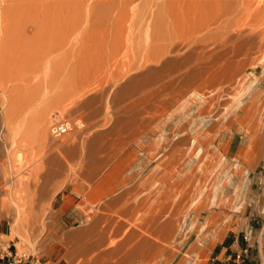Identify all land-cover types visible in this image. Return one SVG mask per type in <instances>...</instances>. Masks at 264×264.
<instances>
[{
  "label": "rangeland",
  "instance_id": "374dc122",
  "mask_svg": "<svg viewBox=\"0 0 264 264\" xmlns=\"http://www.w3.org/2000/svg\"><path fill=\"white\" fill-rule=\"evenodd\" d=\"M66 1L70 4V9L78 3L79 8H73L78 16L77 30L75 29L72 34L68 32L69 36L67 35L66 44L63 45L62 50L50 52L45 49L46 45H43V42H39L40 44L34 47L31 46V42L29 45V41L25 40V34L27 36L29 29L24 34L16 22L9 26L1 17L2 8L0 7V41L2 35L3 39H10V42L5 41L8 47L6 44L2 47L7 49L6 51L1 49L3 50L1 55L4 56L0 57L3 63L0 61V110L2 112L0 135H3L1 139L4 143L3 178L0 182V248L8 246V249H12L15 246L17 250L33 253L40 261L43 252L27 239V232L32 228L34 218L11 217L12 148L10 138L12 131L15 138H18L20 148L17 152L16 143L15 168L17 165L26 166L27 155L21 149L27 144L28 133L32 137L38 130L37 121H43L48 133V126L54 113L73 120L75 125L68 131L80 129L85 119H109L112 114L118 113V107L113 106L110 98L115 95L121 85H125L130 78L149 69L162 68L164 71L161 69L163 72L161 76L164 78H159L157 82L163 81V83L145 84V89L144 87L139 88L141 90L137 89L139 91L136 92V90V94L134 93L131 97L132 110H140L141 117L146 118L148 122L155 118L159 120L157 128L163 131V164L171 166L175 163L169 170L167 168L170 166H165L166 168L163 166L164 214L167 213L165 209L168 210L167 214L176 207L178 210L174 209L177 214L174 218L177 232L169 240L163 239L162 260L164 257L166 260H163L161 264L166 262L167 264H180V262H183L182 264H216L218 259L223 257L220 249L235 236L237 245L246 247L247 264H264L262 244V237H264V110L260 111L262 114L258 113V117H255L262 147L259 156L257 155L255 161L253 160L254 163L250 162L252 166L250 163L245 164L244 157L238 153L239 149L244 152L250 147L248 143L251 133L250 120L240 123L237 119L238 113L235 116L231 108L222 116L224 108L226 109L230 103V98L239 97L240 94L245 93L247 85L252 86L248 94L243 96L244 102H247L249 95L255 91L258 95H255L257 96L256 105H264V0ZM185 10H189V13ZM196 12L200 17L195 16ZM200 13L206 18L201 17ZM14 14L12 15L16 16ZM5 23L7 27L4 26ZM69 23L68 21V25ZM4 28L9 35L7 38L2 33ZM186 35L190 38H186ZM199 50L202 55L199 54ZM6 54L8 56H5ZM11 59L13 64L10 62ZM168 61L172 63L166 65ZM179 61L183 62L178 64ZM225 63L230 64L229 73L233 75L225 71ZM191 69L199 76L203 75L205 79L209 77L210 79L205 81L203 77H196L197 74H195L197 79L200 78L199 80L194 77L192 78L194 80L184 81V74ZM215 71L218 72L219 77L216 76ZM7 75L8 78L5 79ZM18 77L21 78L16 79ZM216 77L218 78L215 79ZM156 83L165 87L159 89L160 86ZM169 83L171 85H168ZM141 97H144V101ZM40 107L46 110L44 117L41 118ZM211 122H218L221 125L215 126L218 127L217 129L213 127V133H211L212 129H207ZM24 125L28 128L25 133L20 130ZM184 126L185 130L182 128ZM192 134H201L202 142L190 145L187 141L186 144L185 138ZM211 134L212 141L208 143L206 137ZM177 139L183 141V145H178L181 142ZM206 142L208 145L205 144ZM174 144L178 147L177 149ZM209 144L212 145L209 146ZM171 146L177 151L185 148L179 151L180 156L175 162L172 157L166 155L171 150ZM211 149L216 154V159L214 157L213 165L210 166L213 171L205 164L206 154ZM196 151L195 160L183 165L186 159L189 156L192 157ZM180 161L183 162L181 165ZM215 162L220 163L215 166ZM200 163H204L203 167ZM165 171L171 176L168 175L167 178H170L165 179ZM190 171L195 180L193 177H191L193 181L190 179V182L188 179H182V173ZM192 172L198 174L199 176L196 175L198 178ZM206 177L208 179L205 182ZM200 178L205 180L202 181ZM181 179L185 181L184 184L181 183L182 185L179 183L183 182ZM180 189L183 191L181 192ZM179 191L180 194L185 193L180 196ZM184 195L186 199L183 198ZM177 198L180 200L178 203L175 201L178 200ZM197 201H201L203 205L200 203L202 205L200 206ZM17 208H21V205L17 206L15 202V209ZM209 208L216 211L221 209V212L211 215L208 212ZM39 219L43 220V218ZM22 228L24 234L20 236V241L11 243L12 239L15 240L12 233L17 232L18 229L20 232ZM42 235L43 233L40 232L39 236ZM199 244L201 247H198ZM190 245L193 246L190 247ZM192 248L201 255L195 253ZM148 262L147 264H154V261Z\"/></svg>",
  "mask_w": 264,
  "mask_h": 264
},
{
  "label": "crops",
  "instance_id": "0c3cea01",
  "mask_svg": "<svg viewBox=\"0 0 264 264\" xmlns=\"http://www.w3.org/2000/svg\"><path fill=\"white\" fill-rule=\"evenodd\" d=\"M119 91L117 90L115 95L110 98L113 101V106L118 107L117 114H112L109 119H85L81 128L71 130L68 134L69 136L52 139L47 133L43 121H37L40 127H38L32 137L28 133L27 144L21 149L27 155L26 166L20 167L17 165L15 168V144L17 143V152H19L20 148L18 138H15V134L12 131L11 217L34 218L32 228L28 229L27 239L36 248L43 250L41 261L38 258L34 259L35 255L29 252L32 254L31 258L19 264H28V262L30 264H46L48 262L49 264H118L120 261L116 262L118 259L116 254L118 253L122 255V258H120L121 255L118 256L124 262L120 261L122 264H146V260H155L157 258V252L160 256L155 260L157 263L154 262V264H160L162 261V251L160 253L159 250H162L163 247L164 234L163 231L158 230L160 228L159 224L160 221L163 223L162 218H164V215L165 217L173 215L171 219L177 216L176 213H173L174 211L170 213L171 215L164 214L163 208V166H161L163 165V131L161 128H157V122L159 121L157 118L149 122L146 118H142L140 110H132L131 97L124 96L126 94ZM119 93L121 96H119ZM45 112L44 107L39 108L40 118L44 117ZM1 115L2 112L0 110ZM1 132L2 124L0 119ZM44 136L45 138H41ZM73 138L76 140L72 141L73 146H70L72 142H68V145H66V140ZM61 142L66 147L62 148ZM60 144L61 146H59ZM74 146H78L77 154L73 149ZM62 149L64 151L66 149L71 150V153L67 152L73 156L66 151H63L64 153L61 152ZM52 150L57 151L54 154L58 153L56 155L58 158L51 154ZM58 151L61 152L62 156L67 154L65 159L70 156L65 160ZM48 155H52V157ZM53 158L55 159L52 161ZM59 161L63 164H60L61 162ZM58 164H60V169ZM87 165L88 167H86ZM91 167L92 169H90ZM44 170L46 173H44ZM2 178V149L0 147V182H2ZM43 181L47 184H44ZM40 182L44 185L42 186ZM46 195L50 197L48 196V198ZM15 202L17 206L21 205V208L15 209ZM39 218H43V220ZM149 219H151V222L148 221ZM154 219L157 220L155 221ZM173 224L176 225L175 220H172V226ZM133 229L136 234H132V236L134 235L132 238L130 235L131 231H128ZM147 229H150V234ZM152 229L157 230V234L158 231L161 232L156 235L158 236L157 240L154 235L156 232L152 231ZM17 232L12 233V237L15 238V240L12 239L11 243L13 244L19 242L20 236L24 234L23 228L20 232ZM40 232L43 233L42 236H39ZM126 233L131 239H135V236L140 235V238L137 239L136 237V239L141 242L144 240L142 238H145L144 244L142 243L141 245L140 243L138 246L141 251H139L138 247V250L135 248V240V245L133 243L131 245L134 247L135 252L131 251L133 248L129 244H131L130 241L132 240L126 238ZM141 235H143L142 238ZM145 236L148 237L147 239L153 237L151 242H155L154 245L149 240L147 241ZM233 238H236V236ZM157 241L162 246H159L160 243L158 244ZM120 242H122L124 247H130V250L128 251V248L121 246ZM24 243L27 245L26 242ZM148 244L149 246H147ZM112 245L118 246L120 250L118 251L116 246L113 248ZM234 247L235 242L231 240L220 249L222 256L228 252L227 249L231 250ZM116 249L117 251L115 252ZM155 249H158L157 252ZM144 250L149 252L144 254ZM89 251L90 253H88ZM110 252L115 254L110 255ZM153 252L156 253L152 255L151 253ZM136 253L138 254L136 255ZM2 254L0 252V257ZM82 255L84 258H82ZM154 255L156 256L155 258ZM152 256L153 259H151ZM85 257L87 258L86 261L84 260L86 259ZM112 257H115L116 260ZM129 257L132 258L128 259ZM5 260H7V256L1 257L0 264L2 262L5 264ZM108 260L110 262H107Z\"/></svg>",
  "mask_w": 264,
  "mask_h": 264
},
{
  "label": "bare ground",
  "instance_id": "6f19581e",
  "mask_svg": "<svg viewBox=\"0 0 264 264\" xmlns=\"http://www.w3.org/2000/svg\"><path fill=\"white\" fill-rule=\"evenodd\" d=\"M126 2V1H125ZM180 2V1H179ZM0 7L2 8L1 10V17H2V19H4L3 21L4 22H7L8 24H9V26H12V23H14L15 24V22H16V24H17V26L21 29V31H23L24 32V34H25V31H27L28 29H29V31L28 32H30L29 33V35H28V32H27V36H26V34H25V40H27V41H29L28 42V44L30 45V42H31V46H37V44L39 43V42H43L44 44L43 45H46L45 47H43V48H45V49H47V51H54V50H59V49H61L62 50V47H64L63 45H65L66 43V38H67V35L69 34L68 32H71V34L74 32V30L77 28V21H78V16H76L77 14H76V12L74 13V11H73V8H75V7H77V9L79 8L78 7V3H76V5L75 6H73V7H71L72 9H70L69 7H70V4L69 3H67V1L66 0H0ZM201 7V6H200ZM11 9H13L14 10V12H12L13 10H11ZM201 9V8H200ZM202 9H203V7H202ZM196 10V7H195V9H194V11ZM186 11V10H185ZM184 11V12H185ZM188 11V13H189V10H187ZM187 11H186V13H187ZM12 12V13H11ZM198 12V11H197ZM197 12H196V17L197 16H199L200 17V15L199 14H197ZM200 12V11H199ZM13 13H15L14 15H16V16H13L12 14ZM183 13V12H182ZM190 13H191V11H190ZM194 13V12H193ZM203 13V12H202ZM202 13H200L201 14V17L203 16L202 15ZM181 14V13H180ZM184 14V13H183ZM183 14H181V15H183ZM205 14V13H204ZM186 15V14H185ZM189 15H191V14H189ZM207 15V14H206ZM176 18L178 17V16H175ZM15 18V19H14ZM185 18V17H184ZM189 17H187V19H188ZM203 18H206V17H204L203 16ZM202 19V18H201ZM195 20V19H194ZM205 21H207L206 19H204ZM2 21V22H3ZM68 21L70 22L69 23V25H68ZM174 21H176V20H174ZM190 22H192L191 20H189ZM201 21V20H200ZM1 22V23H2ZM209 22V21H208ZM208 22H207V24H208ZM7 23H5V27H7L8 25H6ZM182 23V22H181ZM178 24H179V19H178ZM205 24V23H204ZM207 24H205V25H207ZM14 26V25H13ZM16 26V25H15ZM179 26H180V24H179ZM208 26V25H207ZM0 27H1V25H0ZM200 27V26H199ZM9 28H11V27H9ZM2 29H3V27H2ZM8 28H6V30H7ZM208 29V28H207ZM77 30V29H76ZM8 31H9V29H8ZM2 32V31H1ZM4 35H5V37L7 38V37H9V35L7 34V32L5 31V28H4V30H3V32H2ZM10 33V32H9ZM6 34H7V36H6ZM69 36V35H68ZM4 37V38H5ZM186 38H190V36L188 35H186L185 36ZM7 40H9V42H10V39L9 38H7ZM7 40H5V39H3V35H2V39H1V41H0V45H1V48H0V51H1V49H4V48H2L3 46H5V41H7ZM26 41V42H27ZM246 42V41H245ZM244 42H242V44H243ZM20 44V43H19ZM40 44V43H39ZM13 45V44H12ZM21 45V44H20ZM6 46L8 47V44H6ZM13 46H15V45H13ZM39 46V45H38ZM242 46H244V45H242ZM32 48V47H31ZM200 48V47H199ZM201 48H203V47H201ZM5 49H7V48H5ZM4 49V51H6ZM64 49V48H63ZM204 49H202V51H203ZM3 51V50H2ZM2 51H1V53H0V55L1 54H3L2 53ZM19 52V51H18ZM205 52V51H204ZM204 52H202V53H204ZM5 53V52H4ZM10 54H12L11 52H10ZM199 54H201L200 53V50H199ZM209 54H210V52H209ZM202 55V54H201ZM200 55V56H201ZM4 56V55H3ZM2 55L0 56V57H3ZM5 56H8L7 54L5 55ZM10 56V55H9ZM11 57V56H10ZM202 57V56H201ZM11 58H14V57H11ZM7 59V58H6ZM8 59H10L9 57H8ZM7 59V60H8ZM15 59V58H14ZM206 60V59H205ZM0 61H1V59H0ZM12 61V59L10 60V62ZM183 61H185V59L183 60ZM183 61H179V63L178 64H181V62H183ZM5 62V61H4ZM9 61H8V63L9 64H11ZM1 63H2V61H1ZM7 63V62H6ZM172 62L171 61H168L167 63H166V65H168V64H171ZM3 64V63H2ZM13 64V63H12ZM11 64V65H12ZM232 64V63H231ZM5 65V64H4ZM165 65V66H166ZM229 63H225V67H226V69H225V71H227V73H229L230 72V70L231 69H228L229 68ZM7 66V65H6ZM181 66V65H180ZM185 66V65H184ZM8 67H10V65H8ZM14 67V66H13ZM10 68H12V67H10ZM166 68V67H165ZM222 68V67H221ZM161 69L162 68H160V69H149L148 71H146V72H144V73H142V74H140V75H138V76H135L134 78H130V80L125 84V85H121L122 86V88H121V86H120V88H121V92L119 91V89L120 88H118V91L120 92V93H124V94H126V95H124V96H127V97H132V95H134V93H135V91L137 90V89H139V88H142V87H144V89H145V84H150V83H152V82H157V81H159V78H161V77H163V76H161L162 75V73L163 72H161ZM10 70V69H9ZM13 70V69H12ZM167 69H165V71H166ZM198 72H199V70L198 69H196ZM206 70V69H205ZM162 71H164L163 69H162ZM218 71V70H217ZM217 71H215V72H217ZM219 72H221L220 70H219ZM3 73V72H2ZM222 73H223V71H222ZM7 74H8V72H7ZM12 74H13V72H12ZM164 74H165V72H164ZM195 74H197V73H195V71H193L192 69L190 70V71H187L185 74H184V77H183V80L184 81H189L190 79H192V78H194L195 77ZM199 74H201V73H199ZM217 75L216 76H218V72L216 73ZM225 73H223V75H224ZM229 74H232V73H229ZM229 74H227V75H229ZM19 75V74H18ZM198 75V74H197ZM196 75V77H203V75H201V76H197ZM233 75V74H232ZM10 76V75H9ZM13 76V75H12ZM14 76H16V75H14ZM13 76V77H14ZM19 76H21V75H19ZM229 76H231V75H229ZM6 77V76H5ZM195 77V78H196ZM219 77V76H218ZM218 77H216L215 79H217ZM232 77V76H231ZM8 78V75H7V77L5 78V79H7ZM9 78H11V76L9 77ZM19 78H21V77H18V78H16V79H19ZM164 78V77H163ZM162 78V79H163ZM204 78V77H203ZM230 78V77H229ZM13 79H15V78H13ZM12 79V80H13ZM25 79V78H24ZM23 79V80H24ZM200 79V78H199ZM199 79H197L196 78V80H199ZM205 79V78H204ZM208 79H210V77L209 78H207V79H205V81L206 80H208ZM10 80V79H9ZM161 80V79H160ZM192 80H194V79H192ZM19 81V80H18ZM21 81H22V79H21ZM12 82V81H11ZM13 82H15L16 83V81H14L13 80ZM12 82V83H13ZM23 82V81H22ZM25 82V81H24ZM161 83H163V81H160ZM160 82H157V83H160ZM156 83V84H157ZM165 84V83H164ZM157 85H159V84H157ZM163 85V84H162ZM168 85H171V83H169ZM14 86V85H13ZM160 86V85H159ZM167 86V85H166ZM251 86L252 85H247V88L245 89V90H247L245 93H243V94H240L239 95V97H234V98H230V103L227 105V108L225 109L224 108V111H223V113H222V116H224L225 115V113L227 112V110H229L230 108L235 112V116H236V113H238V115H237V119L240 121V123H242V122H244V121H248V120H250V128H251V133H250V138H249V145H250V147H248V149H246V151H244V152H242V150L241 149H239L238 150V153H240L243 157H244V162H245V164H249L251 161L253 162V160L257 157V155L258 154H260L259 153V151L261 150V147H262V140H261V137H260V134L258 133V125L256 124V121H255V117H258L257 116V114L259 113H261L262 114V112H263V110H264V105L263 106H259V104L258 105H256V97L258 96L257 94H255L256 92L254 91L253 92V94H251V95H249V98H248V100H247V102H244V100H243V96L244 95H247L248 94V92L250 91V88H251ZM4 87V86H3ZM147 87V86H146ZM162 87H165L164 85L162 86ZM161 86L159 87V89L160 88H162ZM181 88V87H180ZM206 88V87H205ZM159 89L157 90V91H159ZM14 90V89H13ZM139 90H141V89H139ZM139 90H137L136 92H138ZM155 90H156V88H155ZM1 91V90H0ZM3 91V90H2ZM147 92V91H146ZM152 92H154V91H152ZM119 93V94H120ZM155 93V92H154ZM157 93V92H156ZM231 93V92H230ZM136 94V93H135ZM147 94V93H146ZM150 94V93H149ZM255 95H257L256 97H255ZM119 96H121V94L119 95ZM134 97V96H133ZM13 98V97H12ZM99 98V97H98ZM141 98H143V101H144V97H141ZM96 99V98H95ZM122 99V98H121ZM125 99H126V97H125ZM129 99V98H128ZM137 99H138V97H137ZM145 99H147V98H145ZM153 99V98H152ZM164 99V98H163ZM99 100V99H98ZM130 100V99H129ZM135 100V99H134ZM167 100V99H166ZM94 101V100H93ZM96 101V100H95ZM100 101V100H99ZM133 101V100H132ZM141 101H142V99H141ZM146 101V100H145ZM90 102V101H89ZM134 102V101H133ZM136 102V101H135ZM139 102H140V100H139ZM91 103V102H90ZM137 103V102H136ZM135 103V104H136ZM87 104V103H86ZM89 104V103H88ZM126 104V103H125ZM144 104V103H143ZM142 105V104H141ZM125 106V105H124ZM135 106V105H134ZM133 106V107H134ZM129 107V106H128ZM132 107V106H131ZM226 107V106H225ZM181 108V107H180ZM179 108V109H180ZM97 109V108H96ZM130 109V108H129ZM93 110H91V112H92ZM178 111V110H177ZM186 111V110H185ZM260 111H262V112H260ZM88 112V111H87ZM97 112H98V110H97ZM184 112V111H183ZM211 112V111H210ZM233 112V113H234ZM99 113V112H98ZM178 113H180V111H178ZM233 113H232V116H233ZM95 114V113H94ZM231 114V113H230ZM91 115V114H90ZM139 115V114H138ZM92 116V115H91ZM93 116H95V115H93ZM235 116L233 117V118H235ZM154 117V116H153ZM259 117H261L260 115H259ZM170 119V118H169ZM172 119V118H171ZM257 119H259V118H257ZM230 122V121H229ZM257 122H258V120H257ZM227 123V122H226ZM255 123V124H254ZM220 125V123H218V122H211L209 125H208V127H207V129H209V130H211L213 127L214 128H216L215 126H217V125ZM259 124V123H258ZM260 124H262V123H260ZM7 125V124H6ZM9 125V124H8ZM7 125V126H8ZM182 125H184V123L182 124ZM229 125V124H228ZM256 125V126H255ZM27 125H24L23 126V128L22 129H20V130H23V133H25V132H27V130H28V128L26 127ZM221 126V125H220ZM243 126H244V124H243ZM246 126V125H245ZM5 127V126H4ZM12 127V126H11ZM38 127H40V126H38ZM180 127V126H179ZM182 128H184V130H185V126L184 127H182ZM218 128V127H217ZM216 128V129H217ZM13 128H11V130H12ZM15 129V128H14ZM178 129V128H177ZM175 130V129H174ZM179 130V129H178ZM208 131V130H207ZM213 131V129L211 130V133H213L212 132ZM69 132L70 131H65V132H63V133H60L59 135H53V134H51L50 132H48L49 133V135H50V138H62V137H65L66 135H68L69 134ZM174 132V131H173ZM184 132V131H183ZM2 133V132H1ZM177 133V132H176ZM195 134V133H194ZM194 134H192L190 137H186L185 138V140H186V144L188 143L187 141H189V143L188 144H193V143H198V142H202V140H201V134H199V135H194ZM2 135V134H1ZM1 135H0V147H1V149L2 148H4V143L2 142V137H3V135H2V137H1ZM8 136V135H7ZM69 136V135H68ZM212 136V134L211 135H208L206 138V140L208 141V143H211V137ZM5 137V136H4ZM41 138H45V136L44 137H41ZM181 138V137H180ZM182 138H183V136H182ZM187 138H189V140H187ZM11 139V138H10ZM74 139V140H73ZM73 139H70V140H66L67 142H66V145H68L67 143L69 142H72V141H76L75 140V138H73ZM4 140H6V139H4ZM43 140V139H42ZM178 140V139H177ZM176 140V141H177ZM179 141V140H178ZM177 141V142H178ZM6 142V141H5ZM64 142V141H63ZM89 142V141H88ZM177 142H174V143H177ZM179 142H181V143H179L178 145H183L182 143H183V141H179ZM205 142V141H204ZM62 143V142H61ZM65 144V143H64ZM76 144V143H75ZM205 144H207V142L205 143ZM5 145H6V143H5ZM189 145V146H190ZM208 145V144H207ZM212 144H209V146H211ZM248 145V146H249ZM9 146V145H8ZM43 146H44V144H43ZM59 146H61V144L59 145ZM65 145H63V143H62V148L64 147ZM70 146H73V142H72V144L70 145ZM76 146V145H75ZM74 146V151H76V150H78V146L77 147H75ZM174 146H175V144H174ZM199 146V145H198ZM50 147H52V146H50ZM49 147V148H50ZM66 147V146H65ZM172 147L173 146H171V150L168 152V154L166 153V155H169V157H172L173 159H174V162H175V160H178V158H179V156H180V152L179 151H182V149H180L179 151H177L176 149L178 148L177 146H175L176 147V151L175 150H173L172 149ZM205 147V146H204ZM75 148H77V149H75ZM181 148V147H180ZM212 148V147H211ZM71 149H72V147H71ZM92 149V148H91ZM195 149V148H194ZM193 149V150H194ZM210 149V148H209ZM3 150V149H2ZM58 150V149H57ZM183 150H185V148L183 149ZM6 151V150H5ZM53 152L51 153L52 155H55L54 157H56V158H58L56 155L58 154V153H56V154H54L55 152H57V151H54V150H52ZM64 151V149H62V151L61 152H63ZM66 152L67 151H69V150H65ZM64 151V152H65ZM73 151V150H72ZM73 151V152H74ZM82 151V150H81ZM80 151V152H81ZM45 152V151H44ZM43 152V153H44ZM59 152V151H58ZM61 152H59L60 153V155H61ZM63 152V153H64ZM70 153H71V150L69 151ZM187 152V151H186ZM193 152V151H192ZM192 152H191V154H192ZM49 153H50V151H49ZM48 153V154H49ZM68 153V152H67ZM70 153H68V154H70ZM79 153V152H78ZM182 153V152H181ZM196 153H197V151L194 153V155L191 157V156H189L187 159H186V161L183 163V162H181L180 161V165H181V163H183V165L184 164H186V163H191V162H193L195 159V157H196ZM204 153H205V151H204ZM42 154V153H41ZM46 154V153H45ZM66 154V153H65ZM76 154H77V151H76ZM239 154V155H240ZM52 155H48V156H51L52 157ZM60 155H58V156H60ZM67 155V154H66ZM65 155V156H66ZM71 155V154H70ZM69 155V156H70ZM90 155V154H89ZM92 155H93V152H92ZM96 155V154H95ZM45 156V155H44ZM62 156V155H61ZM65 156H62L64 159H65ZM69 156H67V158L69 157ZM71 156H73V155H71ZM77 156V155H76ZM91 156V155H90ZM98 156V155H97ZM201 156H202V154H201ZM200 156V157H201ZM216 156V154L212 151V149L206 154V160H205V164L206 165H208L209 167L211 166V165H213V161H214V157ZM259 156V155H258ZM62 157H61V159H62ZM168 157V159H171V158H169ZM66 158V159H67ZM91 158V157H90ZM94 158V157H93ZM165 158V157H164ZM183 158H185V157H183ZM217 158H218V156H217ZM46 159V158H45ZM44 159V161H46ZM55 158H53L52 159V161L54 160ZM63 159V160H64ZM65 159V160H66ZM79 159V158H78ZM83 159V158H82ZM94 159H96V158H94ZM93 159V160H94ZM167 159V158H166ZM215 159H216V157H215ZM219 159V158H218ZM59 160V159H58ZM57 160V161H58ZM92 160V159H91ZM91 160H89V161H91ZM184 160V159H183ZM43 161V162H44ZM88 161V162H89ZM96 161V160H95ZM198 161H200V160H198ZM202 161H204V160H202ZM220 161V160H219ZM255 161V160H254ZM50 162V161H49ZM59 162H61V161H59ZM64 162V161H63ZM98 162V161H97ZM96 162V163H97ZM167 161H165V159H164V163H166ZM168 162L170 163V161L168 160ZM197 162V161H196ZM251 162V163H252ZM46 163V162H45ZM51 163V162H50ZM72 163V162H71ZM94 163V162H93ZM169 163H167V164H169ZM202 163V162H201ZM200 163V164H201ZM216 163V165L215 166H217V163L219 164L220 162H215ZM251 163H250V166H252L251 165ZM254 163V162H253ZM252 163V164H253ZM60 164H63L62 162L60 163ZM60 164H58L59 165V169H60ZM80 164V163H79ZM175 164V163H174ZM174 164H172V165H174ZM178 164V165H179ZM204 164V163H203ZM203 164H201L202 165V167H203ZM42 165H44V164H42ZM49 165V164H48ZM58 165H57V167H58ZM171 165V166H172ZM177 165V164H176ZM199 165V164H198ZM201 165L199 166V167H201ZM46 166V165H45ZM44 166V167H45ZM54 166V165H53ZM63 166V165H62ZM67 166H70V165H67ZM161 166H164V168H166L165 166H167L166 164L164 165H161ZM170 165H168L167 167H169ZM169 167V168H167L168 170L171 168L172 169V167ZM196 166V165H195ZM52 167V166H51ZM86 167H88V165L86 166ZM98 167V166H97ZM208 167V169H212V167H210L209 168ZM48 168H50V167H48ZM53 168V167H52ZM95 168V167H94ZM162 168V167H161ZM180 168V167H179ZM206 168V167H205ZM214 168V167H213ZM216 168V167H215ZM58 169V168H57ZM90 169H92V167L90 168ZM166 169V170H167ZM177 169V168H176ZM195 169H197V168H195ZM194 169V171H197V170H195ZM56 170V169H55ZM165 170V169H164ZM49 171V170H48ZM58 171H60V170H58ZM64 171V170H63ZM62 171V172H63ZM94 171V170H93ZM175 171V170H174ZM176 171H178V170H176ZM175 171V172H176ZM180 171H183V170H180ZM192 171V170H191ZM191 171L190 172H184V173H182V179H188L187 181L188 182H190V179L193 181V175H191ZM193 171V172H194ZM202 171V170H201ZM211 171H213V169L211 170ZM210 171V172H211ZM51 172V171H50ZM49 172V173H50ZM53 172V171H52ZM67 172V171H66ZM97 172V171H96ZM167 171H165V173H166ZM170 172H171V170H170ZM173 172V171H172ZM174 172V173H175ZM192 172V174H195V173H193ZM198 172H199V170H198ZM206 172H207V170H206ZM210 172H209V174H210ZM44 173H46L45 172V170H44ZM86 172H84V174H85ZM156 173V172H155ZM154 173V174H155ZM168 173V172H167ZM167 173L164 175L165 176V179L167 178V176L169 175H167ZM204 173H205V171H204ZM204 173H203V175H204ZM58 174V173H57ZM57 174H55L56 176H57ZM80 174V173H79ZM83 174V175H84ZM207 173H205V175H206ZM49 175V174H48ZM54 175V174H53ZM86 175H87V173H86ZM89 175H91V173H89ZM173 175V174H172ZM196 175H198V174H195V177L196 178H198ZM204 175V176H205ZM45 176V175H44ZM170 176V175H169ZM178 176V175H177ZM199 176V175H198ZM207 176V175H206ZM210 176V175H209ZM47 177V176H46ZM51 177V176H50ZM86 177H88V176H86ZM171 177V176H170ZM170 177H168V178H170ZM191 177H193V178H191ZM48 178V177H47ZM164 178V177H163ZM167 178V179H168ZM49 179V178H48ZM164 179V180H165ZM176 179V178H175ZM174 179V180H175ZM181 179V180H182ZM201 179V178H200ZM207 177H206V180H205V178L202 180V181H204L205 180V182L207 181ZM163 180V179H162ZM173 180V181H174ZM194 180H195V178H194ZM211 180V179H210ZM69 181V180H68ZM90 181V180H89ZM148 181V180H147ZM183 181V180H182ZM191 181V182H192ZM44 182V181H43ZM41 183V182H40ZM46 182H44V184H45ZM180 183V185H182L181 183H185V181H183V182H179ZM187 183V182H186ZM42 184V183H41ZM44 184H42V186L44 185ZM47 184V183H46ZM138 184V183H137ZM98 185V184H97ZM40 186V185H39ZM46 186V185H45ZM48 186V185H47ZM101 186V185H100ZM38 187V186H37ZM49 187V186H48ZM95 187V186H94ZM93 187V188H94ZM102 187H103V185H102ZM178 187H180L179 185H178ZM43 188V187H42ZM42 188H40V189H42ZM46 188V187H45ZM52 188H53V186H52ZM96 188V187H95ZM181 188V187H180ZM98 189H100V188H98ZM178 189V188H177ZM182 189H183V187H182ZM43 190V189H42ZM41 190V191H42ZM95 190V189H94ZM97 190V189H96ZM110 190H112V189H110ZM179 190V189H178ZM181 190V189H180ZM184 190V189H183ZM183 190H181V192L183 191ZM39 191V190H38ZM37 191V192H38ZM90 191H91V189H90ZM99 191V190H98ZM107 191V190H106ZM185 191V190H184ZM92 192V191H91ZM105 192V191H104ZM103 192V193H104ZM123 192V191H122ZM180 191H179V194L181 193ZM39 193V192H38ZM101 193V192H100ZM106 193V192H105ZM127 193V192H126ZM185 193V192H184ZM184 193H182V194H180V196L181 195H183ZM188 193V192H187ZM187 193L185 194L186 196H187ZM49 194V193H48ZM97 194V193H96ZM39 196H40V194H38ZM50 195V194H49ZM49 195H46L47 197L49 196ZM103 195V194H102ZM106 195V194H105ZM185 195L183 196V198L185 197ZM42 197V196H41ZM50 197V196H49ZM48 197V198H49ZM147 197V196H146ZM148 197H149V195H148ZM147 197V198H148ZM220 197V196H219ZM44 198V197H43ZM179 199H182V200H184V199H186V198H180V197H178ZM177 198V199H178ZM117 199V198H116ZM175 200V201H177V203H178V201L180 202V200ZM35 200H37V199H35ZM38 200H39V198H38ZM182 200H181V202H182ZM203 200V199H202ZM174 201V202H175ZM218 201V200H217ZM199 204L200 203H202L201 201L199 202V201H197ZM176 202H175V204H177ZM110 204V203H109ZM180 204V203H179ZM179 204H178V206H179ZM223 204V203H222ZM172 206H173V204H171ZM182 205V204H181ZM196 204H193V206H195ZM202 205H203V203H202ZM201 204H200V206H202ZM166 206H167V204H166ZM174 206H177V205H174ZM197 206V205H196ZM199 206V207H200ZM167 207H170L169 205L167 206ZM181 207V206H180ZM208 207V206H207ZM165 208V207H164ZM177 208V207H176ZM176 208H174L175 210H178V209H176ZM192 208V207H191ZM194 208H196V207H194ZM202 208V207H201ZM205 208V207H204ZM31 209V208H30ZM171 209H172V207H171ZM174 209L173 210H171V211H174ZM200 209V208H199ZM199 209H197V210H199ZM203 209V208H202ZM208 209V208H207ZM32 210V209H31ZM221 209H219L218 211H216V210H214V209H210L209 208V214H211V215H216V214H219L221 211H220ZM165 211L168 213V210H166L165 209ZM196 211V210H195ZM162 212V211H161ZM199 212V211H198ZM160 213V212H159ZM166 213V214H167ZM171 213V212H170ZM173 213H176L175 211L173 212ZM171 215V214H170ZM169 215V216H170ZM194 215H195V213H194ZM196 215H198V213L196 214ZM155 216V215H154ZM171 216H173V215H171ZM171 216L170 217H164V218H162L163 219V223H162V221H160V224L163 226H161L160 224H159V227L160 228H162V229H158V230H161V232L163 231V234H164V238L163 239H170V238H172L174 235H175V233L177 232V227H173V226H176V225H174L173 224V226H172V220H175V219H173V218H175V217H172V219H171ZM206 216V215H205ZM194 217H196V216H194ZM193 217V219H195ZM201 217V216H200ZM31 218V217H30ZM155 218V217H154ZM159 218H161V217H159ZM212 218V217H211ZM132 219V218H131ZM26 220V219H25ZM151 219H149L148 221L149 222H151L150 221ZM155 221L157 220V219H154ZM142 221V220H141ZM149 222H148V224H149ZM153 222V221H152ZM96 223V222H95ZM153 225H155V224H153ZM49 226V225H48ZM150 228V227H149ZM148 230V229H147ZM150 230V229H149ZM148 230V231H149ZM132 231H134L133 233H131ZM144 231V230H143ZM152 231H155V230H153L152 229ZM157 231V230H156ZM155 231V232H156ZM128 232H130V235H131V237L133 238V236H132V234H136L135 232V230L133 229V230H129ZM138 232V231H137ZM145 232V231H144ZM159 232L160 231H158V234H159ZM160 232V233H161ZM141 233V232H140ZM146 233V232H145ZM144 233V235H146ZM103 234V233H102ZM127 234L128 233H126V238H129V240H132V241H130L131 242V244H129L130 245V247H132L131 245H132V243L135 245V241H136V245H135V248L137 249V247L140 245V243H141V245H142V243L144 244V240H145V238H142V236L143 235H141V238L142 239H144V240H142V242L141 241H139V240H137L138 238H140V235L139 236H135L134 238L135 239H131V237L129 236H127ZM142 234V233H141ZM149 234H150V231H149ZM157 234V232H156V234H154L155 235V239L156 238H158V236H156V235H158ZM138 235V234H137ZM153 235V234H152ZM100 236H101V232H100ZM99 236V237H100ZM103 236V235H102ZM147 236V235H146ZM145 236V237H146ZM105 237V236H104ZM103 237V238H104ZM109 237V236H108ZM124 237H125V235H124ZM136 237H137V239H136ZM150 237H152V236H150ZM149 237V238H150ZM159 237H161V236H159ZM199 237V236H198ZM72 238V237H71ZM107 238V237H106ZM148 237H146V240L148 241L149 240V242H151V240H152V238L151 239H147ZM80 239V238H79ZM100 239V238H99ZM154 239V240H155ZM197 239V238H196ZM96 240V239H95ZM105 240V239H104ZM111 240V239H110ZM135 240V241H134ZM141 240V239H140ZM157 240V239H156ZM155 240V241H156ZM200 240V239H199ZM80 241V240H79ZM98 241V240H97ZM139 243H138V242ZM198 241V240H197ZM148 242V243H149ZM158 242V241H157ZM162 242V241H161ZM63 243V242H62ZM116 243V242H115ZM121 243V246H123L122 245V242H120ZM152 243V242H151ZM150 243V244H151ZM154 243L155 242H153L152 244L154 245ZM160 242H158V244H159ZM195 243V242H194ZM93 244V243H92ZM114 244V243H113ZM262 244H263V247H264V237H262ZM94 245V244H93ZM145 245H146V242H145ZM152 245V246H153ZM161 245V243L159 244V246ZM113 246V245H112ZM116 246V245H115ZM115 246H113V248H115ZM126 246V245H125ZM147 246H149V244L147 245ZM156 246V245H155ZM162 246V245H161ZM164 246V245H163ZM193 246V245H192ZM191 245H190V247H192ZM197 246V245H196ZM117 247V249H118V246H116ZM124 247V246H123ZM129 247V248H130ZM142 247H144V246H142ZM198 247H201L200 246V244H199V246ZM98 248V247H97ZM124 248H128V247H124ZM128 248V251L130 250ZM133 248V250H131V251H134V247H132ZM131 248V249H132ZM189 248V247H188ZM197 247H195V249H196ZM87 249V248H86ZM109 249V248H108ZM117 249L115 250V252L117 251ZM138 249H139V247H138ZM137 249V250H138ZM162 249H164L163 247H162ZM193 250H194V248H192ZM264 249V248H263ZM120 250V248L118 249V251ZM126 251H127V249H125ZM153 250V249H152ZM157 250L158 249H155V251L157 252ZM189 250V249H188ZM198 250H199V248H198ZM201 250H202V248H201ZM70 251H71V249H70ZM87 251V250H86ZM102 251V250H101ZM110 251V250H109ZM113 251V250H112ZM127 251V253H129ZM139 251H141V249H139ZM161 251L162 250H159V252L161 253ZM80 252H82V251H80ZM100 252V251H99ZM135 252V251H134ZM148 253L147 251H145L144 250V254H146V253ZM156 252H153V253H151L152 255L154 254V253H156ZM185 252H187V251H185ZM194 252L196 253L197 251H195L194 250ZM64 253H66V252H64ZM86 253V252H85ZM88 253H90V251L88 252ZM198 253V252H197ZM80 254H82V253H80ZM93 254V253H92ZM115 254V253H114ZM114 254H112L111 252H110V255H114ZM133 254V253H132ZM138 253H136V255H137ZM187 254V253H186ZM188 254H189V252H188ZM198 254H200V253H198ZM197 254V255H198ZM83 255H84V253H83ZM83 255H82V258H84L83 257ZM87 255V254H86ZM105 255V254H104ZM108 255V254H107ZM120 256L119 255V253L118 254H116V256ZM156 255H157V258H158V256H160V255H158V252L156 253ZM201 255V254H200ZM96 256V255H95ZM101 256V255H100ZM117 256V260H116V258L115 257H112V258H115V260H116V262L117 261H122V259H119V257ZM133 256V255H132ZM168 256V255H167ZM184 256V255H183ZM91 257H94V256H91ZM98 257V256H97ZM96 257V258H97ZM124 257V256H123ZM156 256L154 255V258H155ZM163 257V256H162ZM186 257V256H185ZM86 258V257H85ZM101 258V257H100ZM111 258V257H110ZM120 258H122V255H121V257ZM130 258H132V257H129L128 259H130ZM147 258V257H146ZM151 258V257H150ZM157 258H155V260L157 259ZM165 258V257H164ZM164 258H163V260H164ZM167 258V257H166ZM189 258V257H188ZM94 259V258H93ZM98 259H99V257H98ZM125 259H126V256H125ZM125 259H123V260H125ZM141 259V258H140ZM143 259V258H142ZM151 259H153V256H152V258ZM182 259V258H181ZM85 261L87 260V258L86 259H84ZM91 260V259H90ZM102 260V259H101ZM107 260V259H106ZM113 260V259H112ZM111 260V261H112ZM115 260H113L114 262H115ZM127 260V259H126ZM125 260V261H126ZM155 260L153 259V260H151V261H149V262H152V261H154L155 262ZM163 260L161 261L162 263H163ZM166 260V259H165ZM164 260V261H165ZM183 260V259H182ZM100 261V260H99ZM120 261L118 262V264L120 263ZM132 261V260H131ZM141 261V260H140ZM147 261V260H146ZM184 261H185V259H184ZM92 262H93V260H92ZM107 262H110L109 260L107 261ZM115 262V263H116ZM123 262V261H122ZM142 262V261H141ZM148 262V261H147ZM148 262V263H149ZM161 262H160V264H161ZM180 262V261H179ZM124 263V262H123ZM126 263V262H125ZM129 263H130V261H129ZM137 263H139V262H137ZM155 263H157V261L155 262ZM183 262H180V264H182ZM104 264V263H103ZM113 264V263H112ZM120 264H122V263H120ZM133 264V263H132ZM147 264V263H146ZM152 264V263H151ZM166 264H167V262H166ZM169 264V263H168Z\"/></svg>",
  "mask_w": 264,
  "mask_h": 264
},
{
  "label": "built area",
  "instance_id": "2783aa9c",
  "mask_svg": "<svg viewBox=\"0 0 264 264\" xmlns=\"http://www.w3.org/2000/svg\"><path fill=\"white\" fill-rule=\"evenodd\" d=\"M74 125L73 120L60 117L57 113H54L51 116L48 130L53 135H59L60 133L70 130ZM232 241L235 242V247L226 252L222 258L218 259L216 264H247L246 247L238 246L236 244V238H232ZM7 247L8 246L0 248V252L3 253L1 257L7 256V260L4 261L5 264H19L31 258L32 254L26 250H17L14 246L12 249H8ZM34 259H37V257L34 256ZM28 264L30 263L28 262Z\"/></svg>",
  "mask_w": 264,
  "mask_h": 264
}]
</instances>
